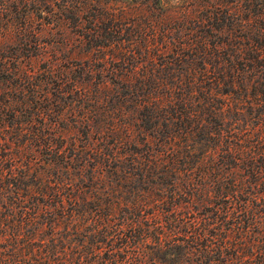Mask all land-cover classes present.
Returning <instances> with one entry per match:
<instances>
[{"label":"rangeland","instance_id":"374dc122","mask_svg":"<svg viewBox=\"0 0 264 264\" xmlns=\"http://www.w3.org/2000/svg\"><path fill=\"white\" fill-rule=\"evenodd\" d=\"M263 5L0 0V264H264V66L179 51L221 78Z\"/></svg>","mask_w":264,"mask_h":264},{"label":"trees","instance_id":"16d2710c","mask_svg":"<svg viewBox=\"0 0 264 264\" xmlns=\"http://www.w3.org/2000/svg\"><path fill=\"white\" fill-rule=\"evenodd\" d=\"M262 1V0H261ZM235 2V1H233ZM264 2V0H263ZM247 3L251 4V0H247ZM250 8L251 5H248ZM237 6L236 7H230L227 9V12H225L226 16L230 18L231 21L235 22L237 21V24L235 26V30L233 29L229 32L232 33L234 32V41L235 45H238V48H236V51H234L233 55H230L232 58L230 62L227 64V68H223V70L220 71L219 75H222L220 78L218 76L217 68L220 66V61L219 59H222L223 55H226L225 49L222 47H214L212 49L208 48L206 40L204 38H201L202 40L197 43V45L189 44L188 46L183 47L182 49H179L181 54L184 55L185 52L193 53L195 51V46H199L202 49V56L203 61L205 58H208L210 62L204 61L203 62V68H201V72L199 75V80H200V89L201 92H204L206 90V87L204 85H207L209 87V84L214 85L215 83L218 85V88L221 85H224V80L226 77H232V80L235 79L234 75H231L232 73H235L238 75L239 73H243L246 70H249L247 72H250L252 70L258 69L262 66H264V5L262 7V11L259 13L258 17H251L250 15H240L237 11ZM224 10V9H222ZM250 10V9H249ZM221 10L218 11L216 14H210L207 17V21L211 22L213 19L216 20V22L220 21L221 19L219 18V13ZM256 20L255 23L260 24L261 31L256 35V37H253L251 29L248 30V27H251L256 30L255 25H253V21ZM233 25V23H231ZM224 28V27H222ZM214 30V29H213ZM218 30V29H215ZM204 32H207L206 30ZM208 35L213 34V31L207 32ZM217 37V35H216ZM225 44V43H224ZM215 45V44H214ZM215 57V59H214ZM185 58V55H184ZM224 59V58H223ZM185 60V59H183ZM207 60V59H206ZM226 60V59H225ZM209 67H208V66ZM246 73V72H245ZM221 80V81H220ZM220 81V82H219ZM219 82V83H218ZM230 89L226 91L225 94H238L239 92H244L247 93L248 88L244 89L243 85L239 84L238 81H230L228 82ZM251 90L255 92V94H260L262 95L263 92L259 93L258 91L255 90L256 86L254 85H249L248 86ZM211 92V91H210ZM242 96V95H240ZM248 97L245 99V103L248 101ZM205 101V102H204ZM214 100L209 97V95H206L205 99H201L199 97L197 104L201 105L203 103L204 105L201 107L202 113L204 114H211L212 115V110H215V106L211 103ZM147 105L151 104V102L143 101ZM209 107V109H208ZM194 116V114H190V116H187L186 119L189 120ZM180 118L182 116L180 115ZM262 120H264V116L260 117ZM260 119V121H262ZM225 121H223L224 123ZM246 134L248 132H245ZM228 138L230 137H236L231 132H228ZM250 136V134H248ZM227 136V135H226ZM253 137L250 136L249 139H252ZM258 139L255 140V142ZM52 196V195H50Z\"/></svg>","mask_w":264,"mask_h":264}]
</instances>
